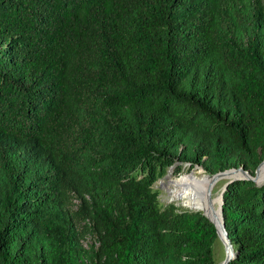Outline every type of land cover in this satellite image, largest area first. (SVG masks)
Returning a JSON list of instances; mask_svg holds the SVG:
<instances>
[{"label":"trees","instance_id":"1","mask_svg":"<svg viewBox=\"0 0 264 264\" xmlns=\"http://www.w3.org/2000/svg\"><path fill=\"white\" fill-rule=\"evenodd\" d=\"M263 156L264 0H0V264H218L155 183ZM222 197L227 264H264V181Z\"/></svg>","mask_w":264,"mask_h":264},{"label":"rangeland","instance_id":"2","mask_svg":"<svg viewBox=\"0 0 264 264\" xmlns=\"http://www.w3.org/2000/svg\"><path fill=\"white\" fill-rule=\"evenodd\" d=\"M166 171L167 173L164 176L159 177L155 183V188L158 191V197L161 200V202L165 204H173L181 208H188V209L195 210L193 208L183 205L179 200L173 199L170 196V193H169L170 181L173 179H178L180 181L185 180L189 178L191 174L197 177H200L202 175H205V176L207 175V177H210L211 174L208 173L202 165L197 164V163L194 165H191L188 163L183 164L180 170H175L174 167H169V168H166ZM225 180H226L225 178H219L213 184L209 183L208 188H207L208 196L207 195L206 196L209 199L219 196ZM191 187L194 188V185L193 186L191 185ZM194 189L199 191V193L197 192V196H200V192L202 191V189H198V186H196ZM78 203H79V200L76 198H73L72 203H71L72 208L76 209L78 207ZM91 243H94L95 245H97V242H95V236L91 234L90 232L84 233V236L82 238L83 246L85 248H88ZM214 254L218 262L222 260V257L225 254V244L220 238H218L215 241Z\"/></svg>","mask_w":264,"mask_h":264},{"label":"bare ground","instance_id":"3","mask_svg":"<svg viewBox=\"0 0 264 264\" xmlns=\"http://www.w3.org/2000/svg\"><path fill=\"white\" fill-rule=\"evenodd\" d=\"M260 170L261 172L264 171V162L261 165ZM209 183L211 184V178L207 177V175L197 177L191 174V176L185 180H171L169 193L173 199L179 200L183 205L204 211L217 223L221 237L225 239L219 209L220 196L211 199L207 197V188ZM191 185H194V188L198 186V189H202L200 196H197V192L199 193V191L192 188Z\"/></svg>","mask_w":264,"mask_h":264},{"label":"water","instance_id":"4","mask_svg":"<svg viewBox=\"0 0 264 264\" xmlns=\"http://www.w3.org/2000/svg\"><path fill=\"white\" fill-rule=\"evenodd\" d=\"M264 162V156L263 159L261 160V162L258 164V166L256 167L254 174L250 173L248 170L243 169L242 167H237V168H227L225 170L222 171H218L216 173H213L210 175L211 178V184H213L216 180H218L219 178H225V182L224 185L220 191V203H219V209H220V215H221V223H222V227H223V232L225 233V239L221 237V233L219 231L218 225L217 223L211 219L204 211H202L201 209H195L197 211H201L202 214L207 217L215 226L216 228V232L218 235V238H220L223 243L225 244V254H224V258L218 263V264H227L228 261L231 259V257L234 254V250H233V246L231 243V240L229 239L227 230L225 228V222L223 219V215H222V203H223V191L226 188V185L228 183L229 180L233 179V178H241V179H252L254 180L257 184H260L264 181V171L261 172L260 167Z\"/></svg>","mask_w":264,"mask_h":264}]
</instances>
